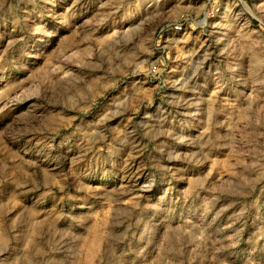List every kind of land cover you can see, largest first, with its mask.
Wrapping results in <instances>:
<instances>
[{"label":"rangeland","instance_id":"1","mask_svg":"<svg viewBox=\"0 0 264 264\" xmlns=\"http://www.w3.org/2000/svg\"><path fill=\"white\" fill-rule=\"evenodd\" d=\"M0 264H264V0H0Z\"/></svg>","mask_w":264,"mask_h":264}]
</instances>
